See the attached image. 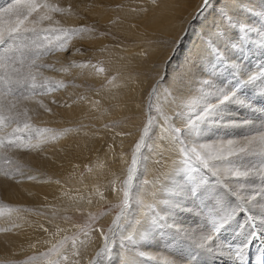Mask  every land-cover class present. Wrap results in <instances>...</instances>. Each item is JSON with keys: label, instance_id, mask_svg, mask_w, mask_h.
<instances>
[{"label": "bare ground", "instance_id": "bare-ground-1", "mask_svg": "<svg viewBox=\"0 0 264 264\" xmlns=\"http://www.w3.org/2000/svg\"><path fill=\"white\" fill-rule=\"evenodd\" d=\"M7 8L0 61L17 50L8 33L46 32L31 35L43 57L27 67L40 94L0 89V264L39 251L53 225L52 240L71 235L56 212L105 205L56 264H244L260 252L264 168L249 163L264 158V132L235 134L264 127L245 111L256 97L264 116V0ZM252 55L263 60H241Z\"/></svg>", "mask_w": 264, "mask_h": 264}, {"label": "rangeland", "instance_id": "rangeland-1", "mask_svg": "<svg viewBox=\"0 0 264 264\" xmlns=\"http://www.w3.org/2000/svg\"><path fill=\"white\" fill-rule=\"evenodd\" d=\"M14 2H15V0H1L0 1V9L5 10L8 5L11 6L12 4H14ZM7 11H10V10L7 8L6 12ZM29 29H30V31L28 33H24V35L27 34L26 35L27 37H25L24 35H23V37L22 36L20 37V35H19V37L18 36H14L13 33H8L7 34V38L5 39L6 44L7 45H13V46L15 45L17 50L14 53L11 54V58H5L3 61L2 60L0 61V89L4 91V94L6 96L15 98L16 101H18V102L19 101L21 102L23 100V97H25L27 95H31V93H32V95H35V94L37 95L38 93L40 94V92L37 91L36 89L33 92H31V91L28 92L29 91L28 86H31L32 84H31V82L29 80V76H28V72H27L28 68L27 67L29 66V64L32 65V66L35 65V64L31 63V62H33L35 59L43 57V55H38L39 50H41L40 49V47H41L40 43L42 41L41 40L37 41V39L39 38L38 36H31V35L33 33H34V35L37 34V33H42L43 34L46 31H41L40 30L39 32H36L34 30V32H33V30L31 28H29ZM27 40H28V42H27ZM48 40L51 41L50 39H48ZM34 41H35V43H34ZM2 44H4V43H2ZM49 44H51V43H49ZM52 44H51V48H49V53L46 52L45 56H47L48 54L52 55L55 52V50H56V49H54L55 44L54 45H52ZM249 56L247 58H242L241 60L242 61H247L248 63H251V62H254V60L256 58H259V55H254V56L252 55V57H249ZM260 57H263V56H260ZM259 59L263 60V58H259ZM220 60L223 61V57H221ZM8 89H12V92H8ZM33 90H34V88H33ZM43 91H45V90H43ZM260 92L264 93V85L261 87ZM260 96L262 98H264L263 97L264 95H262L261 93L257 94V97H260ZM242 97H243V95H242ZM252 100H253V102H252ZM249 101H250V103L252 105L250 104L247 107V109H245V111L248 112V114H247L248 117L249 118L252 117V120H254L255 122H256V120H257V122H260V121L264 120L263 113L257 114V112L254 111L255 112L254 113L252 111V109H253L252 107L260 105L259 99L258 98L256 99V97H255V99H250ZM7 119H8V121L10 123H13L17 127L21 124L20 120H22L20 118H18L19 120L17 118H15V119L7 118ZM261 132H264V127L263 128H253V125H250V126H248L246 128L245 132L244 131L243 132L240 131L239 133H237L235 135H236V137H244V136L247 137V136L256 135L257 133H261ZM241 142L242 141H240V143ZM253 148H254V146L253 147H251V146L248 147V149L250 151H254L255 149H257V147H255L254 149ZM255 152H256V154H253V156L255 155L254 157L258 156L259 153H263L264 151H261L259 153H257L258 151H255ZM260 156L262 157V155H259V157ZM263 159H260V161L250 162L249 163L250 168L254 167L253 169L255 171L256 170H260L259 166L264 168V164H263L264 160ZM5 162H6V159H5ZM257 165H259V166H257ZM261 183L264 184V179L261 180ZM120 202H122V201H120ZM108 208H109L108 205H105L103 207H100V209H102V210L96 209V211H95L96 215L95 214L91 215L88 212L84 213V211H77V210H74V211H70L69 210V211H65V212H62V213L56 212L55 214H59V216H60V217H58V219H56L57 222L59 221L60 223L62 222V224L64 223L65 227H66V224L68 225V227H70V226L76 227L73 230V232L71 233V235L70 234L69 235L64 234L59 239L52 240V237H57V235L60 232V230L56 227V225H53L52 229L53 228L54 229H53V231L51 233V234H53L50 237L51 239L47 240V242H45V241L42 242L41 246L42 245L43 246L41 247V249L39 251L38 250L34 251V252L31 251L29 254L23 255L22 259H20V260H15V259L11 260L12 261L11 263L15 262L14 264H56L57 262H60L61 261V257L64 254H66V252H65V248L66 247H64V245L67 244L68 242L75 243L74 240L76 239L78 241L80 235H82V236L86 235L87 236L88 233L93 228H96L97 224L100 222V218H102L104 215H107V213L109 211ZM118 208L119 207H117V209ZM244 212H245L244 213L245 215L248 214L246 211H244ZM247 219H248L247 222L249 223L251 219L249 217H247ZM251 226H252V229L255 230L253 232V234H254L253 236L256 239H258V238L262 239L261 236L259 235V232L256 231L254 223ZM108 228H109V225H107V229L106 230H108ZM70 237H72V238H70ZM60 239H61V241H60ZM246 259H247V256H246Z\"/></svg>", "mask_w": 264, "mask_h": 264}]
</instances>
